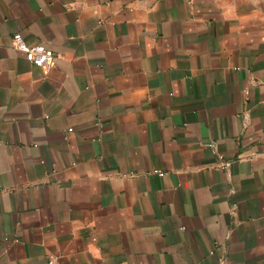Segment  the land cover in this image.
I'll return each mask as SVG.
<instances>
[{"label": "crops", "instance_id": "0c3cea01", "mask_svg": "<svg viewBox=\"0 0 264 264\" xmlns=\"http://www.w3.org/2000/svg\"><path fill=\"white\" fill-rule=\"evenodd\" d=\"M0 264H264V0H0Z\"/></svg>", "mask_w": 264, "mask_h": 264}, {"label": "built area", "instance_id": "2783aa9c", "mask_svg": "<svg viewBox=\"0 0 264 264\" xmlns=\"http://www.w3.org/2000/svg\"><path fill=\"white\" fill-rule=\"evenodd\" d=\"M11 46L17 51L24 53L25 58L32 64L40 67L45 73L54 65L55 55L51 49L45 48L43 45H29L20 33L13 34L11 38ZM220 158H222L220 156ZM229 163L223 162L222 167L227 168ZM153 172L162 175L159 170ZM220 263L222 260L220 259Z\"/></svg>", "mask_w": 264, "mask_h": 264}]
</instances>
